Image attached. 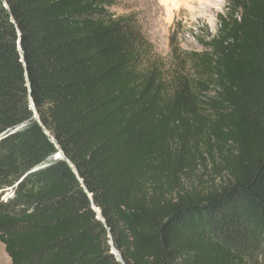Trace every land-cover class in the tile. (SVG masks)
Instances as JSON below:
<instances>
[{
    "label": "trees",
    "instance_id": "trees-1",
    "mask_svg": "<svg viewBox=\"0 0 264 264\" xmlns=\"http://www.w3.org/2000/svg\"><path fill=\"white\" fill-rule=\"evenodd\" d=\"M120 1L0 0L12 264H264V0H228L191 69Z\"/></svg>",
    "mask_w": 264,
    "mask_h": 264
},
{
    "label": "rangeland",
    "instance_id": "rangeland-1",
    "mask_svg": "<svg viewBox=\"0 0 264 264\" xmlns=\"http://www.w3.org/2000/svg\"><path fill=\"white\" fill-rule=\"evenodd\" d=\"M227 1L176 0L178 3L173 5V0H121L112 11L135 16L152 43L154 53L163 58L168 66L172 67L176 65V60L186 57L187 69H191L190 55L207 49L206 42L217 34L219 15L226 12ZM214 94L213 91L211 96ZM220 152V148L212 144L210 161L205 165H197L185 182L191 186H210ZM211 155L217 161H212ZM0 264H12L1 242Z\"/></svg>",
    "mask_w": 264,
    "mask_h": 264
},
{
    "label": "water",
    "instance_id": "water-1",
    "mask_svg": "<svg viewBox=\"0 0 264 264\" xmlns=\"http://www.w3.org/2000/svg\"><path fill=\"white\" fill-rule=\"evenodd\" d=\"M32 104H33V107L35 108V105H34V102H33V101H32ZM35 110H36V108H35ZM36 117L40 120V117H39L37 111H36ZM46 132H47V134L50 136L49 131L46 130ZM56 157H63V158H64L65 156H64V154H63L62 152H59V153L56 155ZM77 174H78V176H79V173H78V172H77ZM79 178H80V176H79ZM81 181H82V180H81ZM94 208H96L97 211L99 212V214L101 215L99 209L95 206V204H94ZM111 244H112V246H113L114 251L118 254L119 258L122 260V256H121V254L118 252V250L115 248V245H114L113 240H112Z\"/></svg>",
    "mask_w": 264,
    "mask_h": 264
},
{
    "label": "bare ground",
    "instance_id": "bare-ground-1",
    "mask_svg": "<svg viewBox=\"0 0 264 264\" xmlns=\"http://www.w3.org/2000/svg\"><path fill=\"white\" fill-rule=\"evenodd\" d=\"M167 1H169V0H167ZM180 1H181V0H180ZM171 3H173V5H174V4L176 5L178 2L176 3V0H173V2H171Z\"/></svg>",
    "mask_w": 264,
    "mask_h": 264
}]
</instances>
